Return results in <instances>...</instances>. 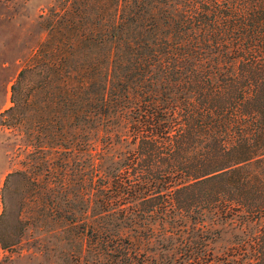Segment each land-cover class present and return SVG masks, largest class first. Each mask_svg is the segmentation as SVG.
Here are the masks:
<instances>
[{"label": "trees", "instance_id": "1", "mask_svg": "<svg viewBox=\"0 0 264 264\" xmlns=\"http://www.w3.org/2000/svg\"><path fill=\"white\" fill-rule=\"evenodd\" d=\"M62 2L0 112L42 140L3 197L24 178L77 229L65 264H264V0Z\"/></svg>", "mask_w": 264, "mask_h": 264}, {"label": "rangeland", "instance_id": "2", "mask_svg": "<svg viewBox=\"0 0 264 264\" xmlns=\"http://www.w3.org/2000/svg\"><path fill=\"white\" fill-rule=\"evenodd\" d=\"M62 1L0 0V112L12 105L11 87L19 71L34 55L36 47L46 36L44 24L40 19L41 15L49 14L51 8L61 7L64 4ZM23 91L32 93V83H29ZM20 130L6 128L0 122V214L5 210L6 215L4 221H0V232L5 230L8 233L14 230L12 220L17 215L23 217L24 211L29 207L30 214L27 215L30 216V221L28 223L32 226L26 225V230L18 244L9 248H2L0 245V264H65L63 257L68 252L67 249L74 247L75 250L80 251V246H82V238L74 235L77 229L68 227L66 222L56 217V214L52 217L45 216L33 220L35 213H40L42 209L45 208L44 211L48 212L47 205L36 192L32 193V188L24 178L11 177L9 188L6 189L3 197V186L7 174L16 169H23L25 158L29 157L27 153L34 152L42 143V140L30 138L32 143L29 146L26 145L29 143L28 137ZM99 151L100 146L95 145L93 151L95 163H98L100 159ZM37 171L44 173L41 168ZM56 176L58 175L51 178L48 175L49 183H56ZM89 177L87 176L84 181V189L87 188L91 195H97L94 189L96 180L89 184ZM34 179L35 183L39 184L43 180V175H36ZM25 187L27 193L24 192ZM22 202L25 203V208L21 207ZM204 216L206 227L209 228V223H211L209 214L205 213ZM204 222L202 221V224ZM229 237L230 233L223 234V238L221 237L217 244L224 245ZM37 245L41 246L40 249L45 246V250L39 252ZM53 246L55 253L49 250ZM54 254L57 256L54 257ZM154 257L156 261L159 260L157 254Z\"/></svg>", "mask_w": 264, "mask_h": 264}]
</instances>
